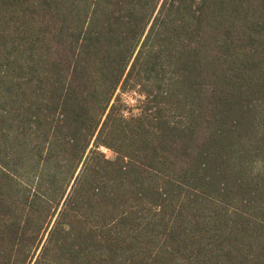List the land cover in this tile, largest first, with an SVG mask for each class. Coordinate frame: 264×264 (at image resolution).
Listing matches in <instances>:
<instances>
[{
	"label": "trees",
	"instance_id": "16d2710c",
	"mask_svg": "<svg viewBox=\"0 0 264 264\" xmlns=\"http://www.w3.org/2000/svg\"><path fill=\"white\" fill-rule=\"evenodd\" d=\"M0 264H264V0H0Z\"/></svg>",
	"mask_w": 264,
	"mask_h": 264
},
{
	"label": "rangeland",
	"instance_id": "374dc122",
	"mask_svg": "<svg viewBox=\"0 0 264 264\" xmlns=\"http://www.w3.org/2000/svg\"><path fill=\"white\" fill-rule=\"evenodd\" d=\"M119 94L122 102L126 105L125 114L127 116L130 114H138L140 112L139 106L144 97L138 89L119 91ZM102 151L108 158L113 159L115 157V154L106 148H102Z\"/></svg>",
	"mask_w": 264,
	"mask_h": 264
}]
</instances>
